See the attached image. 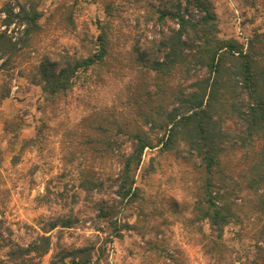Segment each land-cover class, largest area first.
<instances>
[{"label": "rangeland", "instance_id": "obj_1", "mask_svg": "<svg viewBox=\"0 0 264 264\" xmlns=\"http://www.w3.org/2000/svg\"><path fill=\"white\" fill-rule=\"evenodd\" d=\"M172 1L41 0V31L20 54L17 67L7 70L0 60V221L11 230L12 243L25 244L41 231L44 221L69 211L79 222L62 234L64 246L90 244L97 249L105 242V235L94 231V226L104 228V223L91 220L92 202L100 196L86 195L79 188L76 168L84 169L86 164L103 173L119 167L118 158H96L91 152L88 136L97 139L100 133L90 128L92 124L105 122L111 132L118 126L112 124L115 121L123 127L129 122L130 128H144L139 107L145 112L150 104L159 114L170 108L177 75L155 77L137 48L151 53L150 40L158 38L161 31L176 28L168 18L163 22L155 19L157 10L169 7ZM214 6L221 38L233 37L245 44L255 31L264 34V0H216ZM16 7L19 9L15 0H0V27L7 26L20 47L26 25L18 27L21 20L13 11ZM99 33L107 40L102 66L88 72H92L88 79L81 74L54 102L43 100L40 88L27 77L40 57L92 55L98 51ZM8 89L7 97L2 98ZM11 128H17V138L11 137ZM159 132L155 133L161 136ZM186 150L188 144L180 134L169 148L144 151L135 178L140 199L124 207L120 215L141 231L123 229L120 239L106 241L99 264H264V239H257L259 229L252 219L243 218L242 224L225 227L217 244H213L207 226L200 233L189 222L203 171L195 153ZM221 161L225 172L240 178L241 151L230 150ZM106 183L104 194L117 198L115 187ZM51 235L55 243L58 234ZM146 240L154 241L160 249L147 250ZM6 251L0 250V260L7 261ZM50 259L48 253L33 258L30 264H48Z\"/></svg>", "mask_w": 264, "mask_h": 264}, {"label": "trees", "instance_id": "obj_2", "mask_svg": "<svg viewBox=\"0 0 264 264\" xmlns=\"http://www.w3.org/2000/svg\"><path fill=\"white\" fill-rule=\"evenodd\" d=\"M40 1L15 0L19 5L17 16L26 25V35L17 47L4 32L0 33L1 67L16 68L20 54L41 31ZM215 1L173 0L169 7L159 8L156 21L168 18L176 28L167 33L161 31L158 38L150 40L151 53L137 48L139 57L148 64L146 69L155 77L177 75L178 87L170 108L159 114L150 104L145 112L139 107L144 128H130L129 122H124L123 127L118 121L112 123L118 125L114 132L105 122L90 127L100 132L97 139L88 136L86 142L95 157L118 158L119 167L105 174L86 164L84 169L76 168L79 188L86 195L100 196L92 202L91 220L104 223V228L97 225L94 231L103 233L105 242L120 239L123 229L141 231V227L122 220L120 215L124 207L140 199L141 189L135 185V178L142 155L146 149L169 148L180 134L188 144L187 154L195 153L203 171L189 222L200 233L207 226L208 235L217 244L225 227L240 225L243 218L252 219L259 229L257 239H264V34L255 31L245 44L233 37L221 38ZM67 20L70 21L69 16ZM97 42L98 51L82 58L62 53L42 55L38 65L27 74L29 83L40 88L43 100L54 102L66 94L81 74L88 79L92 73L88 75V72L102 66L107 56L104 33H99ZM8 93L9 89L2 98ZM156 128L160 132L154 131ZM11 129V137L17 138V128ZM40 129L39 126L37 134ZM4 131L8 133L7 124ZM153 131L155 138L150 136ZM120 137L124 139L120 141ZM230 150L241 151L240 178L222 167V155ZM71 157L73 163L74 156ZM107 181L115 187L117 198L104 194ZM78 222L71 211L65 216L49 218L36 236L25 244H18L10 241L11 230L0 221V250H7V261L0 260V264H30L33 258L41 259L48 253H51L48 264H99L105 254V242L97 249L90 244L72 247L62 244L64 231L74 228ZM53 232L58 234L55 243ZM145 244L147 250L160 249L152 240H146Z\"/></svg>", "mask_w": 264, "mask_h": 264}, {"label": "built area", "instance_id": "obj_3", "mask_svg": "<svg viewBox=\"0 0 264 264\" xmlns=\"http://www.w3.org/2000/svg\"><path fill=\"white\" fill-rule=\"evenodd\" d=\"M13 11H14V13L15 12L18 13L19 9L16 7L15 9H13ZM12 25H15V22H12ZM17 25H18V27H20L22 29L24 28V24H22V23H19ZM0 29H1L0 31L4 32L11 39V41L15 42L16 38L11 35V30L8 29L7 26L3 25L0 27Z\"/></svg>", "mask_w": 264, "mask_h": 264}, {"label": "clouds", "instance_id": "obj_4", "mask_svg": "<svg viewBox=\"0 0 264 264\" xmlns=\"http://www.w3.org/2000/svg\"><path fill=\"white\" fill-rule=\"evenodd\" d=\"M178 202H179V200L178 199H176Z\"/></svg>", "mask_w": 264, "mask_h": 264}]
</instances>
